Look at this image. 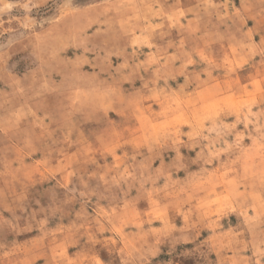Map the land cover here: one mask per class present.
<instances>
[{
  "label": "rangeland",
  "instance_id": "1",
  "mask_svg": "<svg viewBox=\"0 0 264 264\" xmlns=\"http://www.w3.org/2000/svg\"><path fill=\"white\" fill-rule=\"evenodd\" d=\"M0 264H264V0H0Z\"/></svg>",
  "mask_w": 264,
  "mask_h": 264
}]
</instances>
